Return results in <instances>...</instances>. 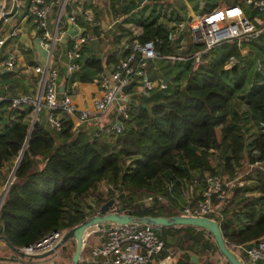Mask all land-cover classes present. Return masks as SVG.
<instances>
[{
	"label": "trees",
	"instance_id": "trees-1",
	"mask_svg": "<svg viewBox=\"0 0 264 264\" xmlns=\"http://www.w3.org/2000/svg\"><path fill=\"white\" fill-rule=\"evenodd\" d=\"M114 1L90 3L94 20L99 23L92 29L95 33L102 29L106 16L116 15ZM167 4L177 8V12L171 11L176 21L186 18L185 5ZM135 8H122L121 14L127 17L123 24H117L115 34L107 37L110 44L119 45L128 33L123 25L134 23L140 28V41H160L156 44L159 56L177 54L176 44L168 37L170 28L159 22L156 3L148 14L143 8L139 17L128 18ZM243 45L237 46L232 40L204 52L203 63L195 70L191 60L174 64L158 60V74L167 80L166 87L133 102L125 130L112 136L111 142L100 133L86 139L85 130L72 132L66 120L55 134L39 115L33 118V105L11 107L20 90L29 98L36 93L38 78L30 77L25 84L17 72L1 73L0 187L7 185L12 170L14 177L0 206V241L5 237L12 247L21 250L52 233L79 226L87 219L82 208L84 199L103 182L109 186L108 198L98 202L97 213L113 201L110 212L129 214L140 221L181 216L177 203L180 184H194L199 179L203 185L205 176L231 180L240 172L245 174L247 184L232 190L225 200L214 198L216 210L207 218L218 224L227 247L264 239V172L244 168L264 158V131L259 126L264 121V30L248 43L245 54L241 52ZM201 48L189 44L186 53ZM126 52L119 47L104 60L96 43L84 44L77 60L79 69L70 80L91 83ZM231 57L236 61L226 69ZM173 67L179 68L174 75ZM86 85L81 86H92ZM235 101L245 109L233 107ZM145 195H160L169 205L156 203L146 208L140 201ZM199 199L200 195L195 197L194 204ZM110 226L103 224L100 228ZM150 227L163 242L161 257L171 253L176 256L175 264H190L191 253L200 258V264H210L203 257L212 255L213 250L219 252L213 237L203 229Z\"/></svg>",
	"mask_w": 264,
	"mask_h": 264
},
{
	"label": "built area",
	"instance_id": "built-area-1",
	"mask_svg": "<svg viewBox=\"0 0 264 264\" xmlns=\"http://www.w3.org/2000/svg\"><path fill=\"white\" fill-rule=\"evenodd\" d=\"M236 2L215 6L206 12H189L184 20L177 21L168 35L169 40L177 46V54L159 56L156 49V44L160 42L158 39L140 41L135 34L122 45L127 51L126 54L116 64L102 70L93 80L99 95H92L89 105L84 104H88L86 99L79 105L74 100L75 88L79 83L71 81L70 78L79 69L77 60L81 57V47L102 38L104 30L99 29L98 34L89 30L98 27L99 23L94 20L92 10L85 7L84 0H27L26 10L38 34L39 44L47 52V60L44 64L23 66L26 72L37 75V92L33 98L23 95L14 97L11 107H17L22 103L31 104L34 106L33 118L36 117L39 108L43 107L46 110L45 122L56 131H60L65 120L70 122V130L77 132L93 122H99V118L104 116L108 121L97 124V130L111 139L125 130L133 102L166 87L167 83H164L162 77L150 78L149 64L152 60L156 58H162L167 62L191 60L192 70H195L203 63L204 52L224 42L234 40L237 46L244 44L241 52H247L248 43L264 30V20L249 18L240 6L239 0ZM243 2L259 12H264V0ZM67 7H70L69 13ZM7 14L5 4H1L0 21H8ZM69 24L74 29L71 34L68 33ZM19 34L18 27H12L1 34L0 51L8 44L10 38ZM55 44L59 50H66L67 60L64 64L66 84L62 92L59 91L57 80L58 70L55 63L58 56ZM189 44H197L202 48L187 54ZM102 58L105 60L107 56ZM234 61L236 58L231 57L225 68H231ZM16 66L15 59L9 56L1 65L0 74L14 71ZM3 98L4 96H0V99ZM259 126L264 131V121H261ZM253 153L258 155L256 150ZM250 165L253 167L250 170L264 172V158ZM246 184L247 182L238 175L231 180L205 176L202 186L199 181L194 180V185L200 186L201 189L200 199L195 204L193 200H186L180 209L181 216L207 218L216 210L213 207L214 198L225 200L232 190ZM156 203L163 204L164 198L160 195H145L141 200V204L146 208ZM64 233H52L33 246L22 248L21 251L26 255L45 253L60 242ZM95 233L100 243L91 249V254L93 257L103 258L105 264H174L170 257L171 253L161 258L163 242L158 232L150 226L137 223L113 225L98 227ZM228 248L243 264H264V239L251 245ZM220 264L228 263L223 261Z\"/></svg>",
	"mask_w": 264,
	"mask_h": 264
},
{
	"label": "crops",
	"instance_id": "crops-1",
	"mask_svg": "<svg viewBox=\"0 0 264 264\" xmlns=\"http://www.w3.org/2000/svg\"><path fill=\"white\" fill-rule=\"evenodd\" d=\"M194 1L195 0H193L192 2L194 3ZM142 2H144V0ZM26 3H27V0H0V5L5 4L6 10L8 12L7 15L9 18L8 21H6V22H4L3 20L0 21V35L9 31L12 27H18L19 32H20V34L17 37L10 38L8 40V44L6 46H4L2 48V50L0 51V68H1L2 63L9 56H12L17 63V66L14 69V72H17V74H20L22 76V78L24 79L23 82H25V84H27L26 79H28L30 77H37V75L26 72L24 70L23 66L24 65H30V66L40 65V64H44L47 60V52L40 46V44L38 43V41L36 39L38 37V34L34 28V24L32 22V19L29 17L28 12L26 10ZM90 3H92V0H84L85 7L92 10V8L89 7ZM185 3L187 4L188 9H190V11H188V13L189 12L195 13V11L193 10V7H192L193 5L191 4V1L190 0L188 2L185 1ZM208 4H210V5H208ZM208 4L205 5L204 10L207 8H209V9L213 8L215 6L214 4H211V3H208ZM194 5H195V3H194ZM225 5H229V4H225ZM221 6H223V5H221ZM92 12L94 14L93 10H92ZM105 18L114 19L113 14L106 16ZM105 18L102 21V29L104 30V32L108 31L109 28L111 27L110 24L105 21ZM114 20H116V19H114ZM104 26H105V28H104ZM137 35H139V34H137ZM92 43H96V41H94ZM246 50L248 52V45H247ZM242 54H245V53H242ZM57 56L59 58L61 56V54H59V52H58ZM64 64H65V62H63V60L61 59L59 61L60 67H58L56 65L58 72H59V75L57 78V80L59 82V88H60V86H64L66 84ZM78 83H79V85L77 84L78 87L75 91L74 100L77 104L82 105V103H84L83 99L84 100L86 99L88 104H86V103H84V104L89 105L90 97L94 94L96 96L99 95L98 89L96 88L94 81L91 83H82V82H78ZM83 84L92 85V86L91 87L90 86L89 87H82L81 85H83ZM29 91H31V88H29ZM36 92H37V88H36ZM3 94H4V89L0 86V96H2ZM35 94L30 98H33L35 96ZM21 95L29 97L28 95L23 93V90L22 91L20 90L17 93V96H21ZM45 112H46V110L43 108L42 118H43L44 122H45V119H44L45 118V116H44ZM107 121H108V118L103 116V117L99 118V122H93L89 126H87L86 128L83 127V130H86L85 131V137L87 139H91L92 136L98 134L97 124H99L100 122H107ZM107 140L109 142H111L110 138H108ZM1 172L4 173L5 170H2ZM12 173L13 172H11V174L9 175L8 181L10 180ZM195 176H197V174H195ZM191 180H193V179H191ZM8 181H7V183H8ZM198 181L200 182L201 180L198 179ZM0 183H1V180H0ZM202 183L203 182L201 181L200 185H202ZM192 184H190V185L185 184L184 186H181V184H180L179 190L181 192L180 196L182 195V198L180 196H178L180 199L177 202L180 207L185 203L186 200H193V202H194L195 197H199V195L201 193L200 186L196 187L194 184L193 185ZM6 187H7V185L0 187V203H2V200L4 198V194L6 192ZM91 233H95V231H92ZM89 235L90 234H88L85 238V243L82 247V251L80 254V260H79L78 264H105V261L103 258L92 256L91 249L94 246H96L97 244H92V245L87 244L88 243L87 240L89 238ZM4 249L6 252L3 251ZM16 255L17 254L11 253L9 250H7L4 242L0 241V264H63V252L61 253L60 249L55 254H52L46 258H41V259L32 258V257L20 255V254L18 255L19 257H16ZM209 258H212V257H209ZM57 260L59 261V263ZM172 261L175 264V261L174 260H172ZM189 262H190V264H200V258L197 255H194L191 253V254H189ZM152 264H155V263H152Z\"/></svg>",
	"mask_w": 264,
	"mask_h": 264
},
{
	"label": "rangeland",
	"instance_id": "rangeland-1",
	"mask_svg": "<svg viewBox=\"0 0 264 264\" xmlns=\"http://www.w3.org/2000/svg\"><path fill=\"white\" fill-rule=\"evenodd\" d=\"M179 1H183V3H180ZM185 1L188 2L189 0H185ZM185 1L184 0H144V2H142L141 0H115L114 1V6H115L114 11L116 12V15H113V18L116 19V20H114L112 18H105V21L108 22L111 27L109 28L108 31L104 32V36L102 38H100V40L102 39L101 41L100 40H96V46L98 48L99 55L106 57L112 51H114L116 49H119V47H122V45L125 42L129 41L130 37L135 36V34H139L140 33V28H138V26L134 25V23L124 24L123 27L126 28L127 32H128L126 34V36L122 39V41H121V43L119 45L110 44V38H107V37L108 36H112V34H115L114 32L116 31L117 24L119 22L121 24H123V20L127 17V15L123 16L121 14L122 13V8H124V7L126 8V6H129V5H131L133 7L135 6L136 8L134 10H132L128 14V18H130V17L136 18V17H139V15L142 14V9L143 8H145V11H146L145 13L148 14L150 12V8L152 7V5L156 3L157 13L160 14L159 22L165 23V25L168 28L171 29V28H173L174 24L177 22L174 19V16H175L174 12H177V8L175 6H173L172 4H167V3L176 2L177 6L181 7L182 5H185L187 7V9H188V6L185 3ZM190 1H191V4L193 5L192 7H193V10L195 12H199V11L200 12H206V11L210 10L211 8L210 9L207 8V9L204 10L205 5L208 4V3L214 4L216 7L219 6V5L221 6V5H225V4L236 3V0H195L194 1L195 5H194V3L192 2L193 0H190ZM161 2H163V3H161ZM239 4H240V6L242 5L241 7H242L244 13L249 18H251V19L256 18V19L264 20V12H259V11L255 10L252 6L246 5L243 2V0H239ZM161 5H163V7H161ZM208 5H210V4H208ZM161 10H163V11L161 12ZM172 10L174 12L171 13ZM188 11H190V9H188ZM187 15H188V13H187ZM86 27L88 28L87 25H86ZM89 30L92 31L91 29H89ZM187 37H188V35H187ZM36 39H37V41L39 43V38L37 37ZM97 41H99V42L97 43ZM227 42H229V41H227ZM224 43H226V42H224ZM55 48L57 50V53L59 52V54H61V56L59 58H57V61L55 63L58 67H60L59 66V61L62 59L63 62H65L67 60L66 59V50L63 49V50L59 51V49L57 47V44H55ZM158 60H161L163 63H167L166 61L162 60V58H156V59L152 60L150 62V64H149V76H150L151 79H154L152 77L153 75H156L155 78L160 77V75L158 74V69H159V64L157 63ZM170 63L174 64V62H170ZM161 66H163V64ZM171 69H172V75L176 74L179 71L178 67H173ZM58 75H59V72H58ZM29 81H30L29 78L26 79V83L27 84H28ZM75 89H77V87ZM236 105L241 110L245 109V106L244 105H238L237 101H235V103L233 104V107L236 106ZM42 113H43V107H40L37 115H39V117L43 121ZM5 115H7V114H5ZM43 123H44V121H43ZM49 130H51V128ZM51 131H53L55 134L58 133V131L53 130V129ZM249 133L250 132L247 133V136H249ZM244 168H247L248 169L247 171H249L250 168H253V167L251 165L246 164V166ZM12 172H13V170H12ZM244 176H245L244 173L240 172L238 174V177H240L241 179H244ZM108 189H109V186H108L107 183H101V185L99 186L98 190H96L94 192H90L89 195L85 198V200L82 203V208H83V210L86 211V213H87V215H89V217L97 215V209H96L97 208V204H98L99 201H102V200H105L106 198H108V197H106V192H107ZM140 199H141V197L138 200H140ZM163 205H165V206L169 205L168 202L165 199H164ZM97 228L98 227L91 228L87 232V233L90 234L89 238L87 240V242H88L87 244L88 245L99 244L100 243V240H99L98 236L95 233H91L92 231H96ZM65 233H66V231H65ZM63 247H65L63 249V264H72L71 259H72L73 254L75 253V250H76L74 241L73 240L68 241ZM3 251L6 252L5 249ZM18 255L19 254H17L16 257H19ZM170 257L172 258V260L176 261V259H175L176 256L174 257L171 254ZM209 257H212V258H209ZM161 258H163V257H161ZM203 258L206 259L207 262L210 263V264H220L221 262L225 261L223 259V257L219 254V252H217L215 250H213L212 255L211 254L208 255V257L206 255ZM58 263H59V261H58Z\"/></svg>",
	"mask_w": 264,
	"mask_h": 264
},
{
	"label": "water",
	"instance_id": "water-1",
	"mask_svg": "<svg viewBox=\"0 0 264 264\" xmlns=\"http://www.w3.org/2000/svg\"><path fill=\"white\" fill-rule=\"evenodd\" d=\"M143 1V0H141ZM105 28V26H104ZM74 32L72 25H68V33L71 34ZM167 80L164 79V83ZM64 86H60L59 91L62 92ZM14 172L12 173L10 180L7 183L6 190L10 185L11 181L13 180ZM6 193V192H5ZM5 195V194H4ZM113 205V201L105 204L99 210L97 215L91 216L87 218L82 224L79 226L67 231L64 233L62 239L59 243L55 245V247L45 253L36 254V255H26L21 250L12 247L5 237H2L1 240L4 242L5 246L8 247L14 253L32 257V258H46L52 254H55L59 249H61L68 241L74 240L76 243V250L72 256V264H78L80 260V254L82 251V247L84 245L87 232L89 229L94 227H101L103 224L109 225H118V226H125L128 224H142V225H150V226H158V227H183V226H190L196 227L199 229H203L207 231L214 240L215 246L218 249L220 255L228 264H243L241 261L237 259V257L232 253V251L227 247L225 241L223 240L221 231L219 226L213 220H210L206 217H185V216H177L171 218H144L140 221H135L133 217L129 214H119L117 212H110V207Z\"/></svg>",
	"mask_w": 264,
	"mask_h": 264
}]
</instances>
